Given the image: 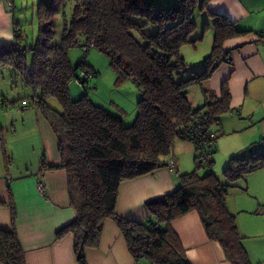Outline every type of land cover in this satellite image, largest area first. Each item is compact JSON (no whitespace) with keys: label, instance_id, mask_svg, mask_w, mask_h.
Listing matches in <instances>:
<instances>
[{"label":"trees","instance_id":"obj_1","mask_svg":"<svg viewBox=\"0 0 264 264\" xmlns=\"http://www.w3.org/2000/svg\"><path fill=\"white\" fill-rule=\"evenodd\" d=\"M210 1L178 0L156 7L153 0H76L65 18V0H39L36 36L22 42L17 33L11 44L0 46V68L14 70L32 90L35 107L56 137L60 163L50 165L43 158L40 168L63 169L67 174L69 204L76 216L56 232V238L72 235L76 264H88L86 251L98 246L107 219L116 223L137 264H190L171 223L194 210L207 237L221 245L231 264H253L235 215L227 207V196L236 189L245 191V177L264 167V145L256 148L257 142L247 153L231 157L219 178L211 170L212 141L216 142L212 126L230 111L227 83L223 82L219 98L203 90L202 105L194 107L188 99L189 88L202 86L221 64H231L223 43L248 33L210 10ZM58 4H62L64 23L60 41L54 43ZM197 10L211 20L213 41L204 59L190 65L180 46H195L211 29L204 21L196 36L193 15ZM150 27L155 31L147 33ZM78 46L84 47L85 54L95 48L106 56L116 73L115 87L127 80L135 85L138 99L132 123H126L122 112L114 115L107 106L95 104L87 91L76 99L71 96L69 84L76 71L98 74L85 57L71 64L69 49ZM2 97L6 105L15 104ZM49 97L57 99L60 111L48 105ZM189 128L193 130L188 132ZM176 139L192 140L194 150L206 140V161L197 164L195 151L194 169L178 174L176 190L145 202L149 219L136 221L117 214L120 184L170 166ZM201 168L207 169L202 175ZM7 204L12 224L0 228V262L25 264L11 198Z\"/></svg>","mask_w":264,"mask_h":264},{"label":"crops","instance_id":"obj_2","mask_svg":"<svg viewBox=\"0 0 264 264\" xmlns=\"http://www.w3.org/2000/svg\"><path fill=\"white\" fill-rule=\"evenodd\" d=\"M13 4V0H0V46L11 44L17 33L20 34L22 42L28 41L13 13ZM208 8L227 16L239 29L248 31L223 43L224 49L230 51L231 64H221L202 86H195L196 98L199 94L202 96L196 101L202 105L204 103L202 91L211 92L219 98L223 82L226 81L230 95V111L222 115L220 123L214 126L221 128L220 134L223 133L221 122L225 117H230L241 124V129L250 131L249 135L254 136L250 145L236 149L228 155L225 167L231 157L243 155L253 144L264 142V0H211ZM22 86L27 87L23 82ZM191 89L194 87L189 88V91ZM189 91L188 99L193 105ZM131 93L129 103L133 105L134 100L136 102L138 99V91L136 89V93L133 91ZM125 94L124 91L121 100L111 101L112 108H115L116 112L130 115L126 109L128 100L124 97ZM2 96L0 94V100L3 99ZM113 96H117L116 93ZM24 97L18 95L16 100L9 101L16 102V109L13 111H8L4 100H2L4 106H0L2 110L0 133L5 132L8 123L19 114L22 117V114L26 113L25 120L22 118L23 125L30 122L33 115L36 121V135L32 133L27 140L30 141V147L20 148V152L12 150L13 159L18 158L20 161L18 164L12 162V157L7 153L0 137V201L4 202L0 205V228L8 229L12 224L11 207L7 204L11 198L15 209L14 227L23 249L25 264H76L72 235L64 234L56 238V232L73 221L76 216L75 210L69 204L67 174L63 169L42 171L40 168L43 158L50 165L60 163L57 140L49 124L35 107L33 95L29 99V105L33 106L32 112L29 113L30 109L22 113L17 112L24 110L18 106L20 101L27 100ZM133 110L135 111L134 107ZM14 121L17 122V119ZM213 132L216 133L214 153L211 156L213 161L211 170L214 172V154L220 147V139L217 138L218 130ZM232 132H236V129ZM189 145L191 149H188L194 154H185L192 156L190 168L193 170L195 150L192 144ZM172 155L176 161L174 168L164 166L120 184L115 208L117 214L136 221L149 219L145 202L176 190L178 174L192 171L181 163L178 164L174 152ZM203 171L198 173L202 175ZM245 180L246 190L251 198H257L258 201L259 198H264V167L248 174ZM39 181L44 185V194L38 189ZM260 206L262 205H259L257 210ZM230 208L232 210L231 206ZM171 228L178 236L190 264H231L221 245L207 237L200 216L195 210L174 220ZM252 254L250 255L254 258ZM86 258L88 264H137L128 251L118 226L110 219L105 220L103 224L98 246L88 249Z\"/></svg>","mask_w":264,"mask_h":264},{"label":"rangeland","instance_id":"obj_3","mask_svg":"<svg viewBox=\"0 0 264 264\" xmlns=\"http://www.w3.org/2000/svg\"><path fill=\"white\" fill-rule=\"evenodd\" d=\"M66 6L65 9V18H68L70 14V9L72 4L76 0H65ZM14 8L13 13L15 14L16 19L18 20L19 24L22 26V30L26 35L28 42L36 36L37 27H38V18H37V4L39 0H13ZM178 0H153V4L156 7H163L167 5H172L177 3ZM55 26H54V35H53V42L59 43L61 38V32L63 27V19H62V4L57 5V9L54 14ZM193 20L196 24L195 34L199 36L202 32V27L204 21H207L208 25L211 26V29H206L203 33V38L201 41L197 42L195 46L190 44H185L180 46L179 52L184 57V60L190 64L195 65L198 62L202 61L204 57L210 52L212 41H213V30H212V22L209 20L205 12L196 11L193 15ZM140 21V20H139ZM155 31V28L150 27L146 30L147 33H152ZM82 43V38H79ZM68 57L71 64L74 66L76 65L83 57H85V62L87 65L92 67L95 71L98 72L96 77H91L85 86H81L74 81L75 76L77 73L82 72L83 70H78L75 72L74 76L71 78V82L69 84V90H71V94L76 99V97H80L85 91L88 92L89 97H91L92 101L98 105H105L106 108L110 113L116 114L115 108L111 101L117 102L121 100V95L125 91V98H127L128 103L126 105L127 112H130V115L125 114V121L127 124L133 122L135 111V100L133 105L129 103V100L132 96V91L136 93L135 86L130 80L124 81L119 84V87H115V79L116 73L110 67L108 63V59L105 55H103L100 51L96 50L95 48L89 49L87 54L84 53V47L78 46L75 48L69 49ZM15 84H18L17 87H14ZM17 88V89H16ZM191 89L189 91V96L192 99L194 107L201 105L200 102L196 100L198 98H202L201 94H199L198 98L195 96V90ZM116 93L117 96H113ZM0 94L4 96L7 102L16 100V97L19 95L20 97H24L29 101L30 96L33 94L32 90L29 87L22 86L21 80L16 76L14 70L11 68H0ZM135 96V94H134ZM118 98V99H117ZM204 100V97H203ZM30 102V101H29ZM47 103L52 108L60 111L61 106L55 97L47 98ZM6 105V104H5ZM4 106V105H3ZM8 111H13L16 109V102L15 104L11 105V103L7 104ZM33 106L28 105L26 109L22 111H17L19 113L25 112L29 110L31 113ZM2 110H0L1 112ZM134 111V112H131ZM15 112V111H14ZM26 114V113H25ZM20 117V114L17 117H13L11 123H8V126L5 132L0 133L1 140L3 145L7 151V153L12 157V162L18 164L20 161L18 158L13 159L12 150L21 151V149H27L30 147V138L31 134L36 135V121L33 119L30 122H26L24 125L22 124V118L25 120L24 115ZM1 117V114H0ZM17 119V122L14 120ZM23 120V121H24ZM222 132L220 134L221 128L218 126H212V130H218L219 136L217 138L220 139V147L218 148L217 152L214 154L215 156V163L213 166L214 172L217 174L219 178L222 177L223 167L227 162L228 155L245 145H250L253 139V135L250 136V131L246 129H241V124L238 121L230 117H225L222 120ZM24 128V132H23ZM233 129H236V132H232ZM30 132V133H27ZM27 133V134H26ZM215 136V135H214ZM187 141V142H186ZM8 142V145H7ZM190 144H194L192 140L187 139L183 141L182 139H176L175 147L173 148V152L176 154L178 158V164L181 163L184 167H190L192 156H186V154H194L191 149ZM200 147L202 148L203 143L199 141ZM21 148V149H20ZM177 148V150H176ZM189 148V149H188ZM196 151V149H195ZM197 152V151H196ZM186 153V154H185ZM194 161L192 160V166L194 167ZM171 168L175 167V159H169V165ZM35 165V164H34ZM207 170L206 168H201L199 172L203 170ZM186 170V171H190ZM19 172V171H18ZM255 172V171H254ZM40 182V181H39ZM38 182V184H39ZM241 184V182H240ZM39 189V187H38ZM43 187L41 188V194H44L45 190L43 191ZM253 191V190H252ZM254 192V191H253ZM162 196V195H161ZM247 196V197H246ZM248 190L240 191L236 189L233 191L229 196H227V207L231 213L235 215L237 226L239 231L244 236L243 244L248 253V256L253 264H264V198H251ZM160 197V196H158ZM156 198V197H155ZM243 204H241V203ZM241 204V205H240ZM243 205V206H242ZM260 206V209L257 210ZM232 207V210L230 208ZM247 209V210H241ZM242 229H245L242 230ZM250 252H249V250ZM252 250L254 254H252ZM254 255V258L250 255Z\"/></svg>","mask_w":264,"mask_h":264},{"label":"built area","instance_id":"obj_4","mask_svg":"<svg viewBox=\"0 0 264 264\" xmlns=\"http://www.w3.org/2000/svg\"><path fill=\"white\" fill-rule=\"evenodd\" d=\"M93 77L92 75V72L91 71H82V72H79L77 73V75L75 76L74 78V81L78 84H81V85H86L87 81ZM3 104L0 102V106H2ZM29 105V101H20L18 103V106L21 108V109H26L27 106ZM193 129L192 128H189L188 129V132H191ZM209 134V133H208ZM194 135H195V132H194ZM196 136L198 138H200V132H196ZM210 137H214V133L213 134H209ZM209 140V139H208ZM206 141V140H205ZM204 140H202L201 142L203 143L202 145V148L199 146V148L196 149V154H197V157H196V162L197 164L201 165L203 164L205 161H206V158H207V151L206 149L204 148V145H205V142ZM212 143L214 144L215 141H212ZM211 143V144H212ZM209 145V144H208ZM264 145V142H259L257 143L255 146L256 148H259L260 146ZM173 164L171 163L170 167L172 166ZM38 187H39V190L41 191V188L43 187L44 189V185L43 183L40 181L39 184H38ZM45 190V189H44ZM43 190V191H44ZM42 192V191H41Z\"/></svg>","mask_w":264,"mask_h":264}]
</instances>
